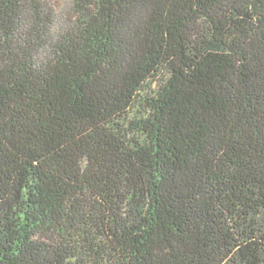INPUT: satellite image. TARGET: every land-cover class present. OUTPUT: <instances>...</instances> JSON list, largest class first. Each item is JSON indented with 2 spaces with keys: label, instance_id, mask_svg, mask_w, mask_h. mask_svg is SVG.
I'll list each match as a JSON object with an SVG mask.
<instances>
[{
  "label": "trees",
  "instance_id": "trees-1",
  "mask_svg": "<svg viewBox=\"0 0 264 264\" xmlns=\"http://www.w3.org/2000/svg\"><path fill=\"white\" fill-rule=\"evenodd\" d=\"M0 264H264V0H0Z\"/></svg>",
  "mask_w": 264,
  "mask_h": 264
},
{
  "label": "rangeland",
  "instance_id": "rangeland-1",
  "mask_svg": "<svg viewBox=\"0 0 264 264\" xmlns=\"http://www.w3.org/2000/svg\"><path fill=\"white\" fill-rule=\"evenodd\" d=\"M50 1L55 5L56 8L60 9L65 5L67 0H50Z\"/></svg>",
  "mask_w": 264,
  "mask_h": 264
}]
</instances>
